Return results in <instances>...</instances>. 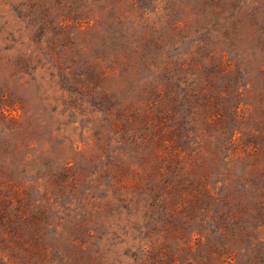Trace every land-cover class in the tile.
Wrapping results in <instances>:
<instances>
[{"label": "rangeland", "instance_id": "1", "mask_svg": "<svg viewBox=\"0 0 264 264\" xmlns=\"http://www.w3.org/2000/svg\"><path fill=\"white\" fill-rule=\"evenodd\" d=\"M0 264H264V0H0Z\"/></svg>", "mask_w": 264, "mask_h": 264}]
</instances>
